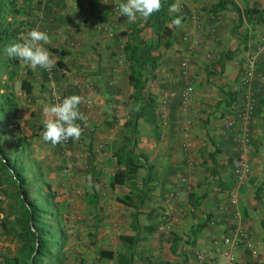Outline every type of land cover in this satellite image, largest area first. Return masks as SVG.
Wrapping results in <instances>:
<instances>
[{"label":"crops","instance_id":"0c3cea01","mask_svg":"<svg viewBox=\"0 0 264 264\" xmlns=\"http://www.w3.org/2000/svg\"><path fill=\"white\" fill-rule=\"evenodd\" d=\"M60 2L66 6L56 12L59 26L50 35L48 48L74 79L70 86L72 93H90L96 106H100L102 120L93 135L92 151L98 172L96 179L99 177L102 187L109 191L112 176L124 168L118 167L113 146L122 140V130L130 123L129 113L142 106L139 99L132 98L131 64L125 51L118 50L117 40L129 41L134 30L143 28L144 23L136 27L140 20L130 24L126 17L118 16L116 7L123 0ZM174 3L180 5L181 11L169 12V17L182 16L183 20L180 27L168 23L174 30L169 48L158 45L159 36L151 28H143L140 33L141 38L145 36L144 41L156 47L152 55L159 57L143 90L144 97L156 100L157 125H151L143 117L135 136L141 152L154 166V180L150 184L153 187L144 205H151L149 213L161 206L162 215L170 221L166 225L179 236L188 226L191 229L203 222L207 214L212 215L208 226L198 234L196 244L192 245V241L191 249L184 248L188 251L181 263L200 264L198 251L209 252L213 239L239 229L248 234L255 250L240 245L235 251L236 264H264V71L256 72L251 85L258 105L250 124L248 146L237 143L236 131L227 130L223 122L226 113L240 108L248 90L240 81L243 67L254 53V45L264 40V24L240 16L233 6L241 11L248 7L264 10V0H174ZM234 30L236 35L232 34ZM65 32L71 35L69 41ZM61 51L68 54L62 55ZM224 51H232L233 58L218 73L217 61ZM43 84L52 86L53 82ZM39 92L34 87L33 97ZM223 92L237 95L230 107L223 103L218 106ZM101 147L105 149L101 151ZM243 152L247 153L249 163L246 169L240 164ZM213 169L218 175L212 174ZM142 173H146L143 168L138 171V178L142 176L143 181L147 173ZM142 189L143 183L138 185V190ZM135 192L136 189L130 195L136 196ZM190 194L204 197L196 210L188 200ZM165 226H155V232H164ZM214 264L227 261L220 258Z\"/></svg>","mask_w":264,"mask_h":264},{"label":"rangeland","instance_id":"374dc122","mask_svg":"<svg viewBox=\"0 0 264 264\" xmlns=\"http://www.w3.org/2000/svg\"><path fill=\"white\" fill-rule=\"evenodd\" d=\"M9 1L11 0H0L2 10L0 12V27L8 24L16 27L19 22H23L20 36L21 34L26 35L28 31L37 27L49 35L55 34L59 26L56 12H60L62 7L66 6L65 2H60V0H17L15 6L11 5ZM14 9H19L20 13L15 14ZM50 20L52 21L50 22ZM68 31L70 32V30ZM64 34L69 41L71 35L67 32ZM142 37L145 38L144 35ZM129 38L131 40V37ZM259 41L264 43L263 39ZM117 42H119L118 50L124 52L125 38L118 39ZM132 43L135 44V42ZM48 45L45 47L52 53ZM6 47L0 52V93L5 92L4 88L6 87L15 94L20 108V130L15 131L13 136L9 134V130H6L8 134H0L2 138L0 149L8 153V157L15 161L19 168L24 169L21 175L28 184L20 188L11 179L10 171L4 172V193L0 196V264L7 257L17 256L24 247V241L17 234L8 232L10 225H14L18 231L22 230L18 224L19 221L24 220L26 214L21 204L22 199L25 202L28 199L27 206H29L28 203H32L38 207V216L34 223L43 230V238L47 241L49 254L40 258L39 264H118L116 260H101L99 250L109 249L116 254L128 253L119 237L135 234L131 227L130 217L134 208L123 204L120 199H125L129 203L139 202L137 191H139L138 185H142L143 181L140 179L142 176L136 178L135 185L117 186L114 189L108 187L109 191L106 190V187H102L101 181H98L99 177L93 181L95 168V154L92 151L93 135L101 123L102 113H100V106H96L90 93L80 92L77 94L81 95L85 101L79 108L88 118L87 127L84 128L82 134L87 139L81 136L78 141L72 140L68 146L59 144L55 147L44 142L40 129L46 118L43 108L45 105L54 104L52 100V90L54 89H57L64 97L73 95L70 86L74 79H71L69 74L65 76L55 74L48 77L47 70L32 69L22 61L18 67L10 63L8 66V60L12 58L7 55ZM258 51L264 53V45L259 48L254 45L252 54ZM259 57L256 72L264 71V55ZM59 64L60 62H57L55 66ZM12 71L15 72L14 79L10 77ZM149 73L150 71H143L141 75L150 79ZM23 81L30 82L37 91H40L34 100H30L22 89ZM48 81L53 82L52 86L43 84ZM98 94L100 95L99 91ZM77 122L81 123L83 127V122ZM8 128L4 122H0L1 130ZM130 128L131 123L124 126L119 145L126 141L129 142L131 139ZM142 130L145 129L142 127ZM35 133L37 136L33 137L32 135ZM19 135L21 138L29 139L28 144L23 148L18 147L17 137ZM103 149L105 148L101 147V151ZM135 151L137 154L142 153L138 143L135 146ZM95 153L98 154V151L96 150ZM141 175H146V173ZM152 187L149 184L144 189L147 192L145 200L151 193ZM135 189L136 196L134 194L131 196L130 194ZM95 198L98 199V206L94 208L91 201ZM150 208L151 205L148 203L140 207L143 214L139 217L141 226L139 237L143 240L135 249L133 264H158L160 261H169L173 264L181 263L185 259L184 253L188 251L184 248L188 246V249H191L189 243L192 242V238L189 234V226L184 229L183 235L179 236L176 230L173 231L166 225L170 221L162 215L164 210L161 206L155 207L152 212L154 215L148 219L147 214ZM146 224L166 226L164 232L159 230L160 232L148 234L144 229ZM172 234L182 237V241L179 242L178 256L173 255L170 251ZM163 236H168V238ZM92 241L95 243L93 244ZM205 254L210 259L213 258L211 250Z\"/></svg>","mask_w":264,"mask_h":264},{"label":"trees","instance_id":"16d2710c","mask_svg":"<svg viewBox=\"0 0 264 264\" xmlns=\"http://www.w3.org/2000/svg\"><path fill=\"white\" fill-rule=\"evenodd\" d=\"M9 3L13 6L17 4V0H11ZM174 3V0H162V8L159 12L152 15V17L144 22L142 20L138 21L135 26L137 27L141 22H143V28H151L153 33L159 36L160 46L164 48H169L171 46V41L174 35V30L168 26V23H171L172 18L169 17L168 8L171 4ZM219 5L215 6L218 7ZM214 7V8H215ZM221 8H224V4L221 5ZM234 10L237 11L240 16H245L246 19L251 20V18H255L257 24H264V10H259L257 7L254 8H246L244 11H241L236 5L233 6ZM0 7V12H1ZM15 14H19V9H14ZM52 20H50L51 22ZM24 23L19 22L18 26L12 27L9 24L6 26L0 27V52L7 46L12 43H15L19 40L20 31L23 27ZM135 29L132 34L131 40L127 41L125 44V53L127 56V60L131 64V73L129 75L130 85L134 88V92L132 94V98L135 100H140L142 106H140L138 111H131L129 113V121L131 123V139L129 142L123 143L122 145H114L113 146V154L116 158V163L119 166H124L123 169H118L115 174L112 176L110 180V187L114 188L116 186L123 185H135V180L138 177V171L143 168L146 170L147 176L143 179V189L141 191H137V197L139 198L138 203H129L125 199H120L123 204H126L130 207L134 208V211L131 213V227L134 230V235H121L119 240L121 244L127 249L128 253H119L116 254L113 250L109 249H100L99 250V258L101 260H116L118 264H133L135 249L138 246L139 242L143 239L139 237V231L141 226L139 224V217L143 214L140 211V207L145 203V195L147 192L144 190L149 184H151L154 180L153 170L154 166L151 165L148 161V158L143 154H137L135 151V146L137 144V140L135 135L138 130V122L141 118L146 117L149 123L153 126L157 125V116H156V100L152 96L144 97L143 90L148 82V77L141 75L143 71H151L155 70L157 67V61L159 57L153 56L155 48L153 44L147 43L144 41L140 33L143 30ZM233 35H236V31L232 32ZM132 42H135L133 44ZM264 43H261L258 46L261 47ZM262 49V48H261ZM62 55H67V51H61ZM259 56H263L264 53L258 51ZM233 58L232 51H224L220 53L219 59L217 61V65L220 67L221 73L225 69V65L228 61ZM9 63L15 67L20 65V61L12 58L8 60ZM61 65V64H59ZM258 67V65H257ZM257 70V68H256ZM14 71L10 72L11 79H14ZM256 73V72H255ZM210 73H208L209 75ZM255 76V75H254ZM49 77V76H48ZM48 77H46L48 79ZM153 78L155 76H152ZM254 80V78H253ZM253 83V81H252ZM246 86V85H244ZM6 89L5 92L0 93V122H4L8 129H0V134H8L6 130H9V134L11 136L14 135L15 131H19V118H20V108L18 100L14 93L10 91L9 88ZM22 89L25 91L26 95L30 98V100H34L33 97V85L28 81H23ZM236 93L232 92H223V98L218 103V106L223 103L226 107H230L233 102L236 100ZM43 130V127H40ZM34 131V129H33ZM33 137L37 136V133L32 135ZM32 137V138H33ZM0 140L2 138L0 137ZM28 140L26 138H21V135L17 137V142L19 143V148H23L28 144ZM72 139H69L67 143L60 144L62 146H68L71 144ZM91 149V148H90ZM210 159L214 163L213 156ZM215 164V163H214ZM24 169L19 168L15 161L11 160L8 157V153L4 152L0 149V196L4 193V172L10 171L11 179L18 184V187L23 188L27 182L23 179L21 172ZM97 171L93 170V181L96 180ZM213 175H218V171L213 169ZM19 191V190H18ZM26 194V193H25ZM20 195V192H18ZM204 197H197L194 194H190L188 200L194 210L198 209L201 206L202 200ZM28 199H26L27 202ZM22 199V206L25 210L26 214L24 216V220L19 221V225L22 230L18 231L14 225H10L8 227L9 233L17 234L24 241V247H22L21 252L15 257H7L2 264H39L40 258H43L47 254H49L47 248V241L43 238L44 232L43 230L35 225V218L38 216V207L32 205V203H26ZM91 204L95 207L98 206V199H92ZM148 219H151L152 212L147 214ZM212 218L211 214H207L206 219L196 224L190 229V237L193 238L192 245L196 244V238L198 234H200L210 222ZM145 231L148 234L154 233L156 231V227L153 225H145ZM173 239L170 245V251L173 255L178 256L179 250V242L182 241V237L172 234ZM58 242H60L58 240ZM94 244L95 242L92 241ZM191 244V242H190ZM158 264H173L169 261H160ZM175 264H185V263H175Z\"/></svg>","mask_w":264,"mask_h":264},{"label":"clouds","instance_id":"9594fccd","mask_svg":"<svg viewBox=\"0 0 264 264\" xmlns=\"http://www.w3.org/2000/svg\"><path fill=\"white\" fill-rule=\"evenodd\" d=\"M117 8L119 14L126 17L130 24H134L138 20L147 22L153 14L161 10L162 0H123L117 5ZM168 11L179 13L181 7L179 4L173 3L169 6ZM182 20V16H177L171 20V24L180 27ZM49 43H51L50 35L37 27L28 31L26 35L21 34L19 40L7 46L5 51L10 58L22 61L32 69L41 68L51 71L57 60L45 47ZM57 101V103L45 105L43 108L46 118L43 121L41 137L44 142L50 143L53 147L66 143L69 139L78 141L88 124L87 116L79 108L85 102L81 95H69L62 101L57 97ZM77 121L83 122V127Z\"/></svg>","mask_w":264,"mask_h":264},{"label":"built area","instance_id":"2783aa9c","mask_svg":"<svg viewBox=\"0 0 264 264\" xmlns=\"http://www.w3.org/2000/svg\"><path fill=\"white\" fill-rule=\"evenodd\" d=\"M116 12L118 16H121L117 7ZM258 55V52L250 55L246 59V64L243 67L240 81L243 85L247 86L248 90L241 100L240 108L236 112L229 111L226 113L223 120L224 127L229 131H236V141L244 147H247L250 142V124L252 122L253 113L257 108V99L251 90V85L258 65ZM47 72L49 77L55 74L61 76L69 74L68 69L63 65H57L51 71L47 70ZM191 90L192 89L189 87L188 91ZM57 97L62 101L64 95L58 92L57 89L52 90V100L54 104L58 102ZM240 164L242 168H248L249 163L246 152L242 153ZM170 197L172 198L173 195L171 194ZM240 245H245L250 250H255L248 234L237 229L231 234L215 238L212 241L210 250L213 258L210 259L203 251H198L196 256L200 264H214V262L220 258L226 259L227 264H236L235 251Z\"/></svg>","mask_w":264,"mask_h":264}]
</instances>
